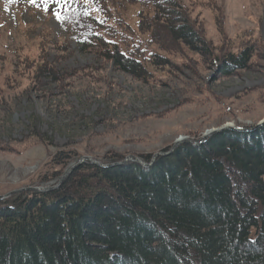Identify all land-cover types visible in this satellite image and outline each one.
<instances>
[{"label":"rangeland","instance_id":"1","mask_svg":"<svg viewBox=\"0 0 264 264\" xmlns=\"http://www.w3.org/2000/svg\"><path fill=\"white\" fill-rule=\"evenodd\" d=\"M118 1L135 28V0ZM176 1L206 50L171 41L163 27L158 40L143 35L162 57L144 79L93 49L81 50L76 31L84 21L65 26L68 11L58 20L59 7L0 0V195L52 186L81 157L148 163L180 137L196 140L225 124L254 126L263 119L264 0ZM89 8L115 30L112 14ZM243 50L251 55L246 66L222 73L223 60ZM61 152L71 158L56 164Z\"/></svg>","mask_w":264,"mask_h":264},{"label":"trees","instance_id":"2","mask_svg":"<svg viewBox=\"0 0 264 264\" xmlns=\"http://www.w3.org/2000/svg\"><path fill=\"white\" fill-rule=\"evenodd\" d=\"M38 1L45 10L59 7L61 17L68 11L65 26L84 21L76 31L80 49L135 77L162 65L143 39L158 40L162 27L171 41L206 50L176 0H135V28L118 0ZM90 6L112 14L115 30L97 22ZM250 56H227L222 73L244 68ZM0 264H264V125L180 145L148 168L85 162L56 189L0 200Z\"/></svg>","mask_w":264,"mask_h":264},{"label":"water","instance_id":"3","mask_svg":"<svg viewBox=\"0 0 264 264\" xmlns=\"http://www.w3.org/2000/svg\"><path fill=\"white\" fill-rule=\"evenodd\" d=\"M264 125V118L261 119L258 123H256L254 126H251V127H243V126H234V125H229V126H220L216 129H214L212 132H210L208 135L204 136V137H201L200 139L198 140H191V139H181V140H176L174 142V144L171 146V148L166 151V152H159V153H155L151 160L148 162V163H144L142 161H140L139 159H137L136 157H133V156H130V157H127L124 159V161H121V162H113V163H110V164H102V163H99L97 161H94L88 157H81L78 162L74 165H72L67 171L66 173L57 181V183H55L54 185L52 186H38V187H25V188H21V189H18V190H13V191H10V192H7L6 194H3V195H0V200H3L5 198H8L10 197L11 195L13 194H16L18 192H22V191H38V192H48V191H51L55 188H57L61 182L76 168L78 167L79 165H81L82 163H84L85 161H89L90 163L96 165V166H99V167H102V168H108V167H114V166H120L126 162H129V161H134L140 165H142L143 167H150L155 159L159 156L161 157H164V156H168L170 155L180 144H190V145H193V146H198L200 144H202L207 138L209 135L211 134H215V133H220V132H223L225 130H233V131H236V132H243V133H246V132H253L255 131L256 129H258L259 127L263 126Z\"/></svg>","mask_w":264,"mask_h":264},{"label":"bare ground","instance_id":"4","mask_svg":"<svg viewBox=\"0 0 264 264\" xmlns=\"http://www.w3.org/2000/svg\"><path fill=\"white\" fill-rule=\"evenodd\" d=\"M229 125H232V123L230 124H225V125H223V126H229ZM215 128H213V129H211V130H209V131H207L206 133H204L201 137H204V136H206V135H208L210 132H212L213 130H214ZM225 131H227V130H225ZM229 131H233V130H229ZM236 132V131H235ZM221 133V132H220ZM215 134H217V133H215ZM212 135H214V134H211V135H209L208 137H210V136H212ZM200 137V138H201ZM207 137V136H206ZM200 138H198V139H200ZM181 139H188V138H186V137H180V138H178L177 140H181ZM198 139H196V140H198ZM191 140H194V139H191ZM183 144H185V143H183ZM181 145V144H180ZM179 145V146H180ZM190 145V144H189ZM201 145V144H200ZM193 146V145H192ZM199 146V145H198ZM159 157H161V156H159ZM141 161V160H140ZM134 162V161H133ZM136 163V162H135ZM138 164V163H137ZM140 165V164H139ZM142 166V165H141ZM152 166V165H151ZM143 167V166H142ZM144 168H148V167H144Z\"/></svg>","mask_w":264,"mask_h":264},{"label":"snow or ice","instance_id":"5","mask_svg":"<svg viewBox=\"0 0 264 264\" xmlns=\"http://www.w3.org/2000/svg\"><path fill=\"white\" fill-rule=\"evenodd\" d=\"M9 2H12V0H9ZM29 2L30 3H32V4H35L36 3V0H29ZM56 2L57 3H60L61 2V0H56ZM69 2H70V0H69ZM43 3H47V0H43ZM85 14H87V12H85ZM55 16H56V18L59 20V19H61V16H60V14L59 13H55Z\"/></svg>","mask_w":264,"mask_h":264}]
</instances>
